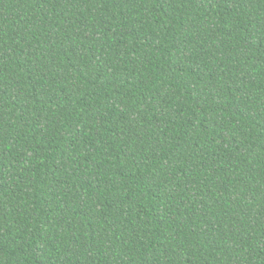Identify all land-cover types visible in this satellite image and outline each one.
Wrapping results in <instances>:
<instances>
[{
    "label": "trees",
    "instance_id": "16d2710c",
    "mask_svg": "<svg viewBox=\"0 0 264 264\" xmlns=\"http://www.w3.org/2000/svg\"><path fill=\"white\" fill-rule=\"evenodd\" d=\"M0 264H264V0H0Z\"/></svg>",
    "mask_w": 264,
    "mask_h": 264
}]
</instances>
